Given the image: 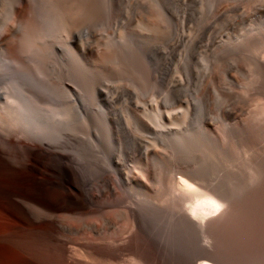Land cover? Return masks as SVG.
<instances>
[{
	"label": "rangeland",
	"instance_id": "374dc122",
	"mask_svg": "<svg viewBox=\"0 0 264 264\" xmlns=\"http://www.w3.org/2000/svg\"><path fill=\"white\" fill-rule=\"evenodd\" d=\"M11 6L0 137L48 143L64 160L0 140V157L45 173L59 205L18 193L0 228L52 226L41 264L57 243L66 264H150L140 252L195 264L205 238L218 264H264V0H0V27ZM183 172L216 195L204 239L178 209L198 223L188 205L205 194L172 193Z\"/></svg>",
	"mask_w": 264,
	"mask_h": 264
},
{
	"label": "bare ground",
	"instance_id": "6f19581e",
	"mask_svg": "<svg viewBox=\"0 0 264 264\" xmlns=\"http://www.w3.org/2000/svg\"><path fill=\"white\" fill-rule=\"evenodd\" d=\"M12 10H13V6H11L9 13H7L8 14L7 19L5 17V21L2 23V25L0 27V33H3L4 30L6 29L5 27L8 25L7 21H8V18L10 17V15L12 13ZM48 14H49V12H48ZM49 16L50 15L45 16V17L40 16L42 23H44L46 26V27L43 26V28L44 29L47 28L46 30H48L50 27L52 28L54 26L53 24L55 23V22L53 23V20H52L54 18L53 17L48 18ZM55 26L53 28H55ZM52 31H51V33H52ZM42 32H44V30ZM48 32H49V30L47 31V33ZM45 34H46V32H45ZM50 34L48 35L49 37L47 36L48 37L47 39H49L51 37ZM57 48H58L57 46H54L55 50ZM0 140L2 142L7 143V144L22 147V148L26 149L27 150L26 152H28L29 155L35 157L34 160H36L37 158L39 159V161H41L40 159H43V160L48 159L49 160L52 157H53V159H55L54 156H59L62 158V160H64L63 155H59L60 153L57 154L56 152H54V150L52 149V146L48 143H45V142L37 143L33 139L25 140V139H22V137H20L19 135L10 136V137H7V136L0 137ZM65 160L67 161V159H65ZM50 161L51 160H49V162ZM59 161H61V160H59ZM68 161L71 162L70 159H68ZM43 162H42V165L44 164ZM29 165L27 166V164H26L25 166H19L16 164H11V163L5 161L4 159H2L0 157V208H2L5 211V213L7 212V214L8 213L15 214V212H18V208H20V207H19V203H18L19 199H17V195H18V193H21V192L28 194V195H32V196L37 197L41 200L47 201L49 204H51V206L53 208L59 207V205L54 200H52V193H53V191H55V187H53L54 185H52L51 182L46 179L47 176L44 177L45 173H44V176L42 177V176H40V174H42V173L31 169V167H29ZM31 165L33 166V164H31ZM36 165H38V163L36 164V162H35L34 166H36ZM34 166L32 168H34ZM36 167H38V166H36ZM40 170L44 171L43 168H41ZM138 180L136 179V181H138ZM176 181L177 182H173V185H172V191H173L172 193L175 195H176V193L179 194V196L181 194H183V197L187 198V196L184 195L185 194L184 188H187V189H192V191L193 190H196V191L198 190V192L201 191L203 194H205V197L208 196V197H212V199L213 198L216 199V195L213 191L214 189L212 190L210 185L206 182V179L201 178L199 175H196L192 172H183L182 175H179L177 177ZM56 192H57V190H56ZM57 193H59V192H57ZM197 194H199V193H197ZM183 197H181V198H183ZM197 198H199V197H197ZM212 199L211 200H210V198L207 199V197H206V199L200 198L199 200H197V202H195V204L190 205V206L188 205V208H189L188 210H190L194 214V216L198 219V221H197L198 223H194L195 221L193 222V221H190L188 219V216H186V214H184V210H183L184 207L183 206H181L178 209L181 213L183 212V214L181 215L180 218L183 221L185 227L190 229V230L195 231L203 239L205 237H207V236H205V234H206V230L208 227L205 224V222H206V218L208 217L209 212H210V208L206 207L205 205H206V202H208V200L211 202ZM184 200L187 201V199H184ZM210 202H208L207 204L213 203V201H212V203H210ZM215 204H216V202H215ZM178 214H180V213L178 212ZM47 226H49V225L46 224V226H44V227L46 228ZM50 226H51V224H50ZM65 226H66V224H65ZM42 227L43 226H40V225H36L35 227H32V226L31 227L30 226L25 227L24 226V228H22V229L13 230V231H9V230L5 231V230L0 228V264H41L36 257V253L39 252L41 254V252H43V251H41L42 247H44V246L41 245L42 240L39 241L38 237H39L40 232L42 233V231H43V233H44V231L46 229H49L47 227L46 229L43 230ZM51 227L49 230H51ZM52 230H53V228H52ZM53 232H54V230H53ZM150 238H152V237H150ZM152 240L153 239H151V241ZM203 241H205L204 245H203L204 247H202V249L199 252V257L201 258V260H199L198 262H194V263L195 264H218L220 261L218 259H216L214 256H212V254H210L209 249L207 247V246H209L208 245L209 241L206 240V238ZM146 242H148V241H146ZM153 242H155V240ZM157 243H159V242H157ZM157 243H156V246L158 247ZM151 244L153 245V243H151ZM103 245L100 243H96V242L95 243H93V242L87 243L86 242L84 247H86V250L88 251V253H90L92 255H96L95 257H97V256L98 257H100V256L101 257H103V256L109 257L110 254L116 252L114 250L112 251L111 249H109L110 247L107 248L108 247L107 244H106L107 247L103 246ZM152 245H151V247H152ZM51 247H52V245H51ZM154 247H152V248H154ZM159 248L160 247H158V249ZM112 249H113V247H112ZM150 249H148V250L150 251ZM155 249L158 250L157 248H154V251H155ZM121 251H123V250L121 249ZM162 251L164 252V249ZM46 252H47V255L51 261V264H66L67 263V260H68L67 259V253H66L65 245L63 243L62 244L57 243L56 246L52 247L51 249H48ZM118 253H120V252H118ZM155 253H157V252H155ZM140 254H142L143 257L145 255L144 258H146V260L150 264H183L181 261H179V262H177V261L173 262L172 261L171 262L167 258H166L167 260L161 259L164 256H161L160 259L156 258V260H153V259L150 260L151 258L149 259L147 257L146 252H143V253L140 252ZM115 255H113V256H115ZM199 257H197V258H199ZM72 260H74V259H72ZM72 260H71V263L74 262Z\"/></svg>",
	"mask_w": 264,
	"mask_h": 264
}]
</instances>
